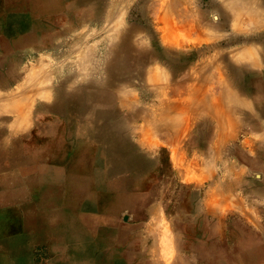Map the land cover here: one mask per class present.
I'll list each match as a JSON object with an SVG mask.
<instances>
[{
  "label": "rangeland",
  "instance_id": "rangeland-1",
  "mask_svg": "<svg viewBox=\"0 0 264 264\" xmlns=\"http://www.w3.org/2000/svg\"><path fill=\"white\" fill-rule=\"evenodd\" d=\"M0 6L4 21L29 6L54 25L48 44L0 49V264H111L137 236L154 249L177 246L179 264H264V0ZM126 40L138 55L131 68L145 75L111 64ZM149 52L156 57L143 60ZM192 77L209 111L192 96ZM229 83L243 100L230 117L218 100ZM165 101L189 134L173 147L180 132L140 131ZM90 109H102L101 122ZM109 154L116 162L105 167Z\"/></svg>",
  "mask_w": 264,
  "mask_h": 264
},
{
  "label": "bare ground",
  "instance_id": "bare-ground-1",
  "mask_svg": "<svg viewBox=\"0 0 264 264\" xmlns=\"http://www.w3.org/2000/svg\"><path fill=\"white\" fill-rule=\"evenodd\" d=\"M87 5V7H89L90 8V10L91 11H93V9H95V8H97V6H94V5H92V4H86ZM87 10V9H86ZM218 12V11H217ZM227 12V11H226ZM216 14V13H215ZM30 33H34V32H30ZM127 34V33H126ZM130 46L128 45V41L126 40V41H123V44L119 47L121 50H119L116 54H117V57H116V59H115V62L113 61V62H111V64H113V66L115 67L116 66V68H118V69H120V70H122V71H126V72H133V71H135V70H138L140 73V75H145L146 74V71L144 70V68H143V66L142 67H140V68H137V69H132L133 67V60H136V58L138 57V55L135 53V52H133L130 48H129ZM133 48V47H132ZM216 48V47H215ZM134 49V48H133ZM213 50V49H212ZM168 51V50H167ZM198 51V50H197ZM196 51V52H197ZM141 52V51H140ZM173 53V52H172ZM175 53V52H174ZM146 54H148L147 56H146ZM144 53V57L142 56L141 58L143 59V60H145L146 58H148V59H150V60H152L153 58H155L156 57V53ZM153 54V55H152ZM183 54V53H182ZM199 54V53H198ZM193 55V54H192ZM223 55V54H222ZM151 57V58H150ZM166 57V56H165ZM182 57V56H181ZM228 57V56H227ZM217 58V57H216ZM204 60V59H203ZM212 60V59H211ZM132 61V62H131ZM172 61V60H171ZM186 62V61H185ZM232 62V61H231ZM135 63V62H134ZM224 63V62H223ZM210 66V65H209ZM209 66H208V68H209ZM108 67V66H107ZM132 67V68H131ZM115 68V69H116ZM212 68V67H211ZM195 69V68H194ZM144 70V71H143ZM197 73H198V75L200 74V75H202V74H204L205 73V71H206V66H204L203 64L202 65H200L197 69ZM212 70V69H211ZM216 70V69H215ZM214 70V71H215ZM114 70H112V75H113V73H115V72H113ZM217 71V70H216ZM213 72V71H212ZM201 77V76H200ZM225 77V76H224ZM224 79H226V77L224 78ZM198 81H199V79H198ZM152 81H150V83H151ZM155 83H156V85H157V83H158V85L157 86H159V87H155L154 88V90L156 89V88H158L159 89V91L156 89V92H153V94L155 93L156 95H159V93H160V98H162V97H164V94L162 95V92H164V89H163V87L161 86V84L159 85V82L158 81H155ZM224 83H225V81H224ZM149 83H147L146 85H148ZM204 84V83H203ZM226 84V83H225ZM146 85H144V87H143V90L145 91V92H147L148 90H149V85H148V87L146 86ZM200 85H202V83L201 82H198L197 83V81H194V77H192V79H191V93H192V96L197 100V104H199V105H203L204 106V108H205V110L206 111H209L208 110V108H207V106H206V104H205V101H206V99H205V96H204V94H203V91H201V86ZM228 85V89L226 90V91H224L223 93H221L220 95H219V97H218V100H219V106H220V108L221 109H224V111L226 112V114L228 115V117H230L231 116V114L233 113V111L235 110V107H237L236 105H235V102L237 103V102H239V101H243V100H241V98H240V95H239V92H235V89L234 88H232L231 87V84L229 83V84H227ZM226 85V86H227ZM204 86V85H203ZM152 90V89H151ZM153 90V91H154ZM152 92V91H151ZM247 94V93H246ZM150 95V94H149ZM90 97L89 98H92V96L91 95H89ZM151 97H152V95H150ZM248 96V95H247ZM96 97V96H95ZM101 97V96H100ZM249 97V96H248ZM21 98V97H20ZM97 98V97H96ZM171 99L173 98V97H170ZM176 100L178 99V95H175V97H174ZM18 99H19V97H18ZM230 100H232V101H234V103H229V101ZM157 101V100H156ZM232 101H230V102H232ZM81 102V101H80ZM90 102V101H89ZM83 103V107H85V106H87V103H85V102H82ZM155 103V102H154ZM158 104V103H157ZM172 103L171 102H169V101H165L164 103H161V105L159 106V108H158V110L157 111H155V113H154V119H153V121H150V120H144L142 123H141V129H140V131H142V133H151V131H153V133H159L160 131H163V130H166V132H178L179 131V129H180V123L179 122H176V121H178V119H177V117H179V116H176V114L174 113L175 111H174V109H173V107H172V105H171ZM240 104H242V103H240ZM243 104H244V102H243ZM58 105L59 106H61V107H64V108H66V105L65 104H63V103H61V101L58 103ZM253 105V104H252ZM89 108V107H88ZM91 108V107H90ZM192 108H194V104H191V103H189V104H183V111L184 112H188L190 109H192ZM72 111L73 112H75V109H72ZM101 111H102V109H99V110H89V112L87 113V115H88V117L91 115L92 117L93 116H95L96 117V120L98 121V122H101V120H100V115H101ZM146 111V110H145ZM174 111V112H173ZM64 112H66V110H64ZM69 112V111H68ZM132 112V111H131ZM179 112V111H178ZM235 112V111H234ZM243 112V111H242ZM70 113V112H69ZM180 113V112H179ZM144 114V113H143ZM178 114V113H177ZM181 114V113H180ZM187 114V113H186ZM244 114V113H243ZM147 115V114H146ZM259 115V114H258ZM132 116H134V115H132ZM141 116V115H140ZM241 116V115H240ZM218 117V116H217ZM233 117V116H232ZM257 117V116H256ZM136 118V117H135ZM134 118V119H135ZM195 119L194 120H196V121H201V120H203L204 119V117H201L200 118V116L199 115H197V116H195L194 117ZM137 119V118H136ZM264 120V119H263ZM222 122H223V120H222ZM264 122V121H263ZM160 123V125H158ZM222 125V124H221ZM220 124H219V126H218V128L220 129ZM222 127H223V125H222ZM101 128V127H100ZM221 130H222V128H221ZM100 132V131H99ZM186 133H188V132H184L183 133V135H181V137H185L186 135H188V134H186ZM216 133H217V131H216ZM106 134V133H105ZM167 134V133H166ZM218 134V133H217ZM263 134V133H262ZM176 138V137H173V138H170L171 140L169 141V145L171 146V147H173V146H177V145H179L178 143H181V140H182V138ZM263 137V136H262ZM225 139V138H224ZM87 142H85V141H83L82 143L83 144H81V146H84L86 149H89V148H94V146H93V143H92V141L91 140H86ZM216 141V140H215ZM228 141V140H227ZM226 141V142H227ZM256 141V140H255ZM219 142H221V140L219 141ZM218 142V143H219ZM218 143H216V144H218ZM260 143V142H259ZM145 144H148L149 146H159V147H163V148H167V145L166 144H164V143H162L161 141H158V140H155V141H151V139L150 140H147V142H145ZM215 144V143H214ZM83 147V148H84ZM98 149V148H97ZM101 150V149H100ZM249 150V149H248ZM222 152V151H221ZM251 152L253 153V151L251 150ZM223 153V152H222ZM252 153H249V154H252ZM80 159H81V161H88V162H84V164H88L89 163V159H88V157H87V155H85V154H81L80 155ZM187 159V158H186ZM114 162H116L112 157H111V154H109V155H106V157H105V160H104V165H105V167L107 166V165H109V164H111V163H114ZM105 171V170H104ZM258 172V171H257ZM106 173H109V171H107L106 170ZM259 173V172H258ZM264 176V175H263ZM234 178V177H233ZM133 179V177L132 176H127V178H126V180H125V182L127 183L128 181H131ZM263 180H264V178H263ZM255 228V227H254ZM261 233V232H260ZM247 240V239H246ZM239 242V241H238ZM254 245V244H253ZM240 253L243 255V252L242 251H244V256H246V255H249L248 257L249 258H251V259H253L254 258V254H252V252H251V250L250 249H247L246 247V245L244 246L243 245V243H241L240 244ZM245 248V249H244ZM261 250V249H260ZM214 255V254H213ZM221 262V261H220ZM225 263H226V261H225Z\"/></svg>",
  "mask_w": 264,
  "mask_h": 264
},
{
  "label": "crops",
  "instance_id": "crops-1",
  "mask_svg": "<svg viewBox=\"0 0 264 264\" xmlns=\"http://www.w3.org/2000/svg\"><path fill=\"white\" fill-rule=\"evenodd\" d=\"M26 8V13H28L26 17H23V13L20 12L17 13L15 17L9 16V20H6V17H4L5 21L2 19L3 12H0V49H7L8 42L15 43L12 47L15 50L20 49L23 46L26 48L30 43H34L33 47L36 48L37 44L42 45L44 42L46 44L50 42L51 37L48 35L49 33H47V31L50 30V26L54 25L51 23H43L33 7L30 8L29 6H26ZM3 22L5 24H1ZM56 24L59 26V23ZM27 29L33 30L34 33H27ZM17 35L19 37H17ZM61 35L63 36V33L58 34L56 37L58 38ZM176 122H179V120ZM178 132L183 135V133L188 132V130L185 127L181 128L180 126ZM178 132H176V135H178ZM188 136L189 134L185 137H180L182 139H188ZM173 137L180 138L177 136ZM130 240L132 241V245L127 243L122 244L120 248L113 250L112 259L110 260L111 264H179L177 258L180 253L177 246H172L167 249L162 245V247L154 249L152 247H147L145 238L140 236H137V238L132 237ZM175 255L176 260L173 259V256Z\"/></svg>",
  "mask_w": 264,
  "mask_h": 264
}]
</instances>
